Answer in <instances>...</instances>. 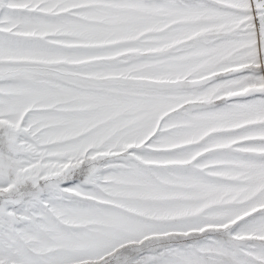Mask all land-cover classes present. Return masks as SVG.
Returning a JSON list of instances; mask_svg holds the SVG:
<instances>
[{
	"label": "snow or ice",
	"instance_id": "1",
	"mask_svg": "<svg viewBox=\"0 0 264 264\" xmlns=\"http://www.w3.org/2000/svg\"><path fill=\"white\" fill-rule=\"evenodd\" d=\"M0 264H264V0H0Z\"/></svg>",
	"mask_w": 264,
	"mask_h": 264
}]
</instances>
